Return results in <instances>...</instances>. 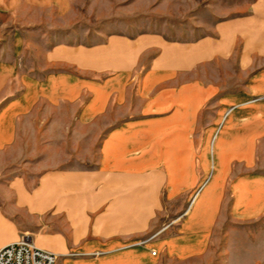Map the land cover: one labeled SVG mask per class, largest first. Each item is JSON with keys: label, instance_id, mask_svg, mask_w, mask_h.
Listing matches in <instances>:
<instances>
[{"label": "crops", "instance_id": "obj_1", "mask_svg": "<svg viewBox=\"0 0 264 264\" xmlns=\"http://www.w3.org/2000/svg\"><path fill=\"white\" fill-rule=\"evenodd\" d=\"M73 7L0 0V247L24 238L54 264H157L204 256L226 216L261 218L264 0L197 38L28 45L67 28ZM162 212L173 218L157 222Z\"/></svg>", "mask_w": 264, "mask_h": 264}, {"label": "rangeland", "instance_id": "obj_2", "mask_svg": "<svg viewBox=\"0 0 264 264\" xmlns=\"http://www.w3.org/2000/svg\"><path fill=\"white\" fill-rule=\"evenodd\" d=\"M253 2L255 0H74L73 11L64 17L65 22L62 23L58 17L60 25L68 23L67 28L47 32L52 33L47 39L39 38V32L36 31L28 37V45L42 46L53 42L89 44L102 41L115 33L136 34L146 31L161 32L169 38H197L211 33V27L217 20L251 15ZM251 23L248 35L255 36V26ZM32 30L43 29L40 26ZM4 36L7 34L4 33ZM243 41L242 37H238L236 45H242ZM34 58L35 54L31 51L26 61L33 62ZM203 69L210 79V65ZM33 167L27 165L24 171L29 185L36 181ZM7 178L8 174H3L0 170V200ZM162 213L157 222L173 218ZM25 217L24 214L12 215L19 224L20 218H23L24 224L30 221L32 225H36L38 216ZM42 218L49 226V215H43ZM151 236L153 235L143 239L146 240L144 243ZM157 264H264V215L248 224L238 223L226 216L216 227L204 256L184 261L163 260Z\"/></svg>", "mask_w": 264, "mask_h": 264}, {"label": "built area", "instance_id": "obj_3", "mask_svg": "<svg viewBox=\"0 0 264 264\" xmlns=\"http://www.w3.org/2000/svg\"><path fill=\"white\" fill-rule=\"evenodd\" d=\"M145 241L142 240L138 244ZM155 253V250L151 251L152 255ZM79 254L78 252H70V255ZM57 257L56 253L41 248L24 238L0 247V264H54Z\"/></svg>", "mask_w": 264, "mask_h": 264}]
</instances>
